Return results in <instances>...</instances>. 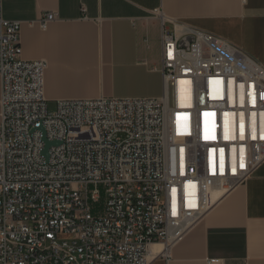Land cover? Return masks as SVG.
<instances>
[{
    "label": "built area",
    "instance_id": "built-area-1",
    "mask_svg": "<svg viewBox=\"0 0 264 264\" xmlns=\"http://www.w3.org/2000/svg\"><path fill=\"white\" fill-rule=\"evenodd\" d=\"M20 29L0 0V264H149L153 243L170 264L264 164V65L229 41L163 26L160 97L59 100L49 113L46 64L20 57ZM43 137L58 143L47 157Z\"/></svg>",
    "mask_w": 264,
    "mask_h": 264
},
{
    "label": "crops",
    "instance_id": "crops-1",
    "mask_svg": "<svg viewBox=\"0 0 264 264\" xmlns=\"http://www.w3.org/2000/svg\"><path fill=\"white\" fill-rule=\"evenodd\" d=\"M47 12L57 19L42 30ZM2 16L21 24L20 57L45 62L47 102L160 97L161 34L171 23L221 37L264 65V0H2ZM170 257V264H264V164Z\"/></svg>",
    "mask_w": 264,
    "mask_h": 264
},
{
    "label": "bare ground",
    "instance_id": "bare-ground-1",
    "mask_svg": "<svg viewBox=\"0 0 264 264\" xmlns=\"http://www.w3.org/2000/svg\"><path fill=\"white\" fill-rule=\"evenodd\" d=\"M185 81L180 82L181 85H185ZM181 99L184 98V96L181 94ZM164 250V246L161 243H153L150 246L147 258H148V262L149 264H151L152 262H154L155 260H157V256Z\"/></svg>",
    "mask_w": 264,
    "mask_h": 264
},
{
    "label": "rangeland",
    "instance_id": "rangeland-1",
    "mask_svg": "<svg viewBox=\"0 0 264 264\" xmlns=\"http://www.w3.org/2000/svg\"><path fill=\"white\" fill-rule=\"evenodd\" d=\"M161 94H162V88H161ZM47 105H48V112L49 113H53L56 110V102L49 101V102H47Z\"/></svg>",
    "mask_w": 264,
    "mask_h": 264
},
{
    "label": "water",
    "instance_id": "water-1",
    "mask_svg": "<svg viewBox=\"0 0 264 264\" xmlns=\"http://www.w3.org/2000/svg\"><path fill=\"white\" fill-rule=\"evenodd\" d=\"M43 141L45 142V149L44 151L42 152L43 155H45L47 157V152H48V148L51 146V145H56L58 143H49L45 140V138L43 137Z\"/></svg>",
    "mask_w": 264,
    "mask_h": 264
}]
</instances>
